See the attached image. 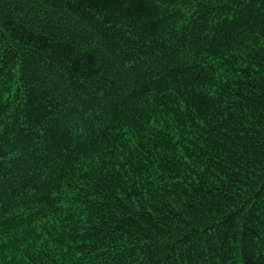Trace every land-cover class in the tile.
Wrapping results in <instances>:
<instances>
[{
  "label": "trees",
  "instance_id": "obj_1",
  "mask_svg": "<svg viewBox=\"0 0 264 264\" xmlns=\"http://www.w3.org/2000/svg\"><path fill=\"white\" fill-rule=\"evenodd\" d=\"M0 264H264V0H0Z\"/></svg>",
  "mask_w": 264,
  "mask_h": 264
}]
</instances>
